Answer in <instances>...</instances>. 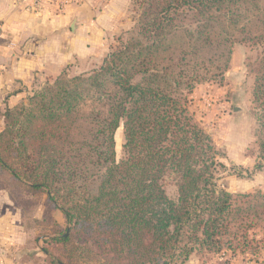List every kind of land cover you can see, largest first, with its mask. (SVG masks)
Returning a JSON list of instances; mask_svg holds the SVG:
<instances>
[{
    "label": "trees",
    "instance_id": "trees-1",
    "mask_svg": "<svg viewBox=\"0 0 264 264\" xmlns=\"http://www.w3.org/2000/svg\"><path fill=\"white\" fill-rule=\"evenodd\" d=\"M138 4L99 68L64 72L4 114L0 175L47 195L68 224L44 237L47 264H186L199 251L245 250L264 221L262 195L218 184L227 166L189 109L198 85L225 77L236 44L261 48L249 68L264 172V0Z\"/></svg>",
    "mask_w": 264,
    "mask_h": 264
},
{
    "label": "rangeland",
    "instance_id": "rangeland-1",
    "mask_svg": "<svg viewBox=\"0 0 264 264\" xmlns=\"http://www.w3.org/2000/svg\"><path fill=\"white\" fill-rule=\"evenodd\" d=\"M108 1L102 0L100 5L104 6ZM138 1L123 2V14L116 22L120 25V31L112 33V50L120 44V39H125L127 33L134 29L139 15ZM260 53L261 48L256 46L236 44L225 77L220 81L198 85L190 95L189 109L201 127L212 136L221 154L219 160L227 166L218 184L230 193L260 194L263 199L264 172H258L255 168L258 150V122L253 103L255 77L249 68ZM67 74L70 77L77 76ZM124 142V131L120 128L116 133L118 161L123 157ZM9 190H14V196ZM168 194L172 198L177 196L176 187L171 182L168 184ZM0 206H11V212L18 213L26 229V235L22 234V237H26L27 245L32 248V259L36 264H47V257L42 251L45 246L43 240L45 236L56 234L58 229L68 227L62 211L52 207L47 195L39 198L29 196L21 186L12 185L7 174L0 175ZM60 221H63V225ZM250 238L256 241L245 250L236 253L230 249L219 253L199 251L192 257L190 264H264V221L250 231Z\"/></svg>",
    "mask_w": 264,
    "mask_h": 264
},
{
    "label": "crops",
    "instance_id": "crops-1",
    "mask_svg": "<svg viewBox=\"0 0 264 264\" xmlns=\"http://www.w3.org/2000/svg\"><path fill=\"white\" fill-rule=\"evenodd\" d=\"M100 1L73 0L60 10L52 0H0V132L6 110L45 84L64 72L87 74L102 65L112 51V33L120 31L116 22L127 0H109L104 6ZM11 210L0 206V264H36L22 237L24 223Z\"/></svg>",
    "mask_w": 264,
    "mask_h": 264
},
{
    "label": "built area",
    "instance_id": "built-area-1",
    "mask_svg": "<svg viewBox=\"0 0 264 264\" xmlns=\"http://www.w3.org/2000/svg\"><path fill=\"white\" fill-rule=\"evenodd\" d=\"M27 0H23L26 2ZM58 6L60 10H65L68 6L71 5L73 0H52ZM4 38V25L0 22V42Z\"/></svg>",
    "mask_w": 264,
    "mask_h": 264
}]
</instances>
